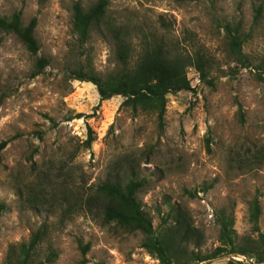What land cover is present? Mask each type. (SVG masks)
<instances>
[{"label": "rangeland", "instance_id": "rangeland-1", "mask_svg": "<svg viewBox=\"0 0 264 264\" xmlns=\"http://www.w3.org/2000/svg\"><path fill=\"white\" fill-rule=\"evenodd\" d=\"M73 1L87 8L96 0H0V16L36 17L37 55L48 58L32 75L36 55L0 29V140L8 139L0 152V264L10 244L38 227L37 258L56 251L44 264H161L141 246L140 231L105 220L99 204L87 201L115 177L144 180L137 197L156 233L168 198L185 204L203 232L190 248L206 253L220 243L219 208L232 212L239 242L256 241L264 234V0H106V16L131 26V63L151 33L209 59L204 78L187 68L191 89L167 93L162 124L156 111H133L120 94L101 99L91 81L69 76L80 63L101 74L117 65L112 42L97 29L76 43ZM226 24L238 28L247 63L231 53ZM254 197L258 229L248 218ZM254 244L264 255V245ZM228 249L190 264H264Z\"/></svg>", "mask_w": 264, "mask_h": 264}, {"label": "trees", "instance_id": "trees-1", "mask_svg": "<svg viewBox=\"0 0 264 264\" xmlns=\"http://www.w3.org/2000/svg\"><path fill=\"white\" fill-rule=\"evenodd\" d=\"M106 0H96L89 7L84 8L80 2L71 3L72 30L76 35V43L83 46L91 36L93 29L112 42L117 65L111 71L101 74L96 72L89 63H80L69 71L71 78L91 81L101 99L112 95L124 96L121 105L129 106L131 110L150 109L157 112L162 124L167 93L181 89H191L187 77V68L192 66L199 77L204 78L210 67L209 59L201 52L185 53L181 48L162 35L143 34L140 40V50L134 62L129 61L133 50V34L129 23L117 21L106 16ZM256 14L260 12L257 7ZM37 24L35 16L27 23H23L18 11L9 16H0V29L14 33L32 54L36 55L32 75L42 72L48 64V58L37 55L39 43L34 34ZM229 36L231 53L234 58L247 63L241 49V38L238 28L224 25ZM264 70V61L261 63ZM93 139L91 129H88L86 146H90ZM8 139L0 140V152L7 145ZM120 178L107 179L97 185L93 193L88 195L87 201L94 200L99 204L105 220H112L128 230L140 231L143 234L141 246L156 257L161 264H190L208 260L220 255L224 250L245 254H255L256 261H264V255L257 250L254 242L264 245V234L259 233L257 240L245 238L238 241L234 227L232 212L219 208L215 213V220L219 225V244L210 252L202 253L190 244L199 246L203 241V232L193 224L189 208L181 202H171L168 198V209L163 216L164 227L157 233L154 231L152 220L142 207L137 191L143 186L144 180L130 177L126 181ZM189 195L193 193L187 190ZM6 205L0 202V212ZM261 213L258 197L250 200L248 218L254 229H258ZM44 230L38 227L27 241L10 244L5 256L4 264H44L52 261L56 256L53 248L46 253L44 259L36 256V247L43 236ZM260 244V245H261ZM86 247L83 246V249Z\"/></svg>", "mask_w": 264, "mask_h": 264}]
</instances>
